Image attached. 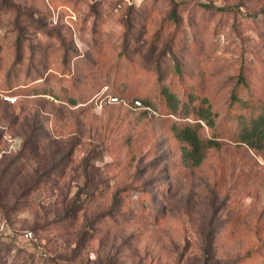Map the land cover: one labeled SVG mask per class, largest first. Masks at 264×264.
Masks as SVG:
<instances>
[{
	"label": "rangeland",
	"instance_id": "1",
	"mask_svg": "<svg viewBox=\"0 0 264 264\" xmlns=\"http://www.w3.org/2000/svg\"><path fill=\"white\" fill-rule=\"evenodd\" d=\"M252 110L264 0H0V264H264Z\"/></svg>",
	"mask_w": 264,
	"mask_h": 264
},
{
	"label": "trees",
	"instance_id": "2",
	"mask_svg": "<svg viewBox=\"0 0 264 264\" xmlns=\"http://www.w3.org/2000/svg\"><path fill=\"white\" fill-rule=\"evenodd\" d=\"M162 92L168 101L170 109L176 112L179 107V100L176 95L168 87H163ZM112 97L120 99L119 96ZM232 97L239 100L236 91L233 92ZM135 101L143 103L140 99H136ZM244 107H248V102L244 101ZM216 115L215 112H212L210 104H208L198 113L197 118L207 120L209 126L213 127ZM198 126L199 123L196 122L194 125L187 124L176 129L177 138L184 143L182 147V160L184 163L192 166L202 162L207 148L217 145V142H213L211 139L203 140L199 134ZM238 138L240 142L251 148H264V111L256 113L252 110L249 114L238 115Z\"/></svg>",
	"mask_w": 264,
	"mask_h": 264
},
{
	"label": "built area",
	"instance_id": "3",
	"mask_svg": "<svg viewBox=\"0 0 264 264\" xmlns=\"http://www.w3.org/2000/svg\"><path fill=\"white\" fill-rule=\"evenodd\" d=\"M5 97H6L7 100L15 99V97H13L12 95H9V94H6ZM111 98H112V101H118L117 98H114V97H111ZM136 104L137 105H141V103L139 101H136ZM22 236L25 239H30V240L34 239V234H33V231H31V230L23 231Z\"/></svg>",
	"mask_w": 264,
	"mask_h": 264
}]
</instances>
